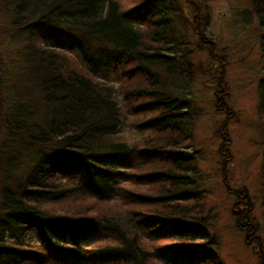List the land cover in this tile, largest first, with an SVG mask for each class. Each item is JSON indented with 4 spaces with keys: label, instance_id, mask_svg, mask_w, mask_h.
<instances>
[{
    "label": "trees",
    "instance_id": "obj_1",
    "mask_svg": "<svg viewBox=\"0 0 264 264\" xmlns=\"http://www.w3.org/2000/svg\"><path fill=\"white\" fill-rule=\"evenodd\" d=\"M2 1L22 46L0 49V264H222L188 150L191 47L213 45L196 18L178 0ZM258 97L264 118V76Z\"/></svg>",
    "mask_w": 264,
    "mask_h": 264
},
{
    "label": "rangeland",
    "instance_id": "obj_2",
    "mask_svg": "<svg viewBox=\"0 0 264 264\" xmlns=\"http://www.w3.org/2000/svg\"><path fill=\"white\" fill-rule=\"evenodd\" d=\"M119 1L128 6L131 2ZM178 1L185 20L192 23L196 18L199 30L213 43L210 56L208 44L191 47L195 72L188 90L192 99L190 109L197 115L191 121L193 144L188 150L197 151L196 185L206 192L203 210L218 242L217 256L222 264H264V185L261 178L264 118L258 113V83L264 76L259 47L262 30L250 0ZM5 8L0 0V16ZM5 25L1 18L0 49L9 63L19 58L17 47L22 44L18 36L10 39L8 29L11 28ZM191 39L198 43V35ZM221 98L227 106L224 111L219 102ZM132 122L128 118L123 130L129 144L144 137L130 129ZM239 189L243 205L248 208L250 229L237 225L239 213L236 214L238 207L234 202L239 198L236 195ZM143 190L136 188V191ZM82 204L70 200L52 206L62 212L65 208L78 209ZM251 228L254 229L251 231Z\"/></svg>",
    "mask_w": 264,
    "mask_h": 264
},
{
    "label": "flooded vegetation",
    "instance_id": "obj_3",
    "mask_svg": "<svg viewBox=\"0 0 264 264\" xmlns=\"http://www.w3.org/2000/svg\"><path fill=\"white\" fill-rule=\"evenodd\" d=\"M240 197H242V196L240 195L239 198H237L236 201L234 202V204H236V206L238 207L237 211H238L239 214H241L242 210L245 208V205H243L244 204V200L242 198H240ZM248 220H249V216L245 220L246 223H248Z\"/></svg>",
    "mask_w": 264,
    "mask_h": 264
}]
</instances>
